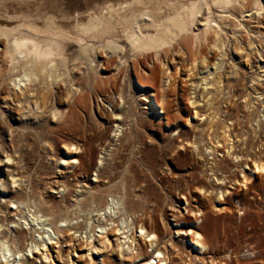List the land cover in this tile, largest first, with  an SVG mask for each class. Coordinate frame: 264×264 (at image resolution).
Here are the masks:
<instances>
[{"label": "rangeland", "instance_id": "374dc122", "mask_svg": "<svg viewBox=\"0 0 264 264\" xmlns=\"http://www.w3.org/2000/svg\"><path fill=\"white\" fill-rule=\"evenodd\" d=\"M133 2L142 3L144 10L160 19L172 12L164 0H0V27L27 24L33 26L24 28L30 34L36 31L34 26L69 34L90 17L107 16L106 8ZM126 12L124 18L120 12L103 18L102 27L109 36L121 35V29L132 21L134 13ZM258 21L246 19L251 28L260 27L264 32V18ZM227 26V65L236 64L249 77L258 72L264 80V46L256 41L252 48L258 53L248 62L242 58L244 54L234 51L235 41ZM241 35L237 34L240 41L247 43L248 35ZM4 43L0 38V238L14 251H22L10 257L9 264H133L125 251L114 247L119 237L113 230L122 228V217L132 221V231L143 228L154 233L161 249L178 264L195 256L196 264H264V173L251 174L248 169L254 167L252 158L264 160V117H254L256 111L264 114L263 104L256 102L250 109L234 98L220 103L223 118H232L228 124L237 119L238 144L245 147L236 150L240 148L247 163L244 168L231 167L236 172H228L231 164L224 159L222 149L214 151V156L196 154L198 149L201 153L204 150L205 135L200 129L204 122L195 116L191 102L197 97L202 110L208 108L198 96L202 85L195 89L194 82H200L212 65L199 63L194 70L193 56H184L173 46L158 55L153 51L132 54L128 45L121 43L128 53L120 58L118 51L97 44L98 81L88 85V61L84 58L90 53H82L71 42L62 54L70 59L73 86L78 92L71 90L66 77H58L40 110L36 96L32 92L22 96L25 92L15 88L7 75L8 66L1 62ZM209 49L203 48L196 56H208L211 63L222 59L214 57V48ZM32 86L36 90L38 84ZM235 101L245 114L240 112V119L239 114H228L237 112ZM73 144L79 149L76 153ZM63 158L79 162L70 164ZM213 161L221 164L225 175L222 188L226 196L220 202L214 192H206L208 196L199 191L210 190ZM232 171L238 180L250 177L246 186L233 180ZM14 179L17 183L11 184ZM112 197L118 200L119 209L114 218L107 206ZM14 199L25 205L10 208ZM33 213L40 224L31 221ZM189 230L201 235L207 251L195 254L191 246L195 236L189 235ZM134 243L141 252L150 253L149 242L136 237Z\"/></svg>", "mask_w": 264, "mask_h": 264}, {"label": "bare ground", "instance_id": "6f19581e", "mask_svg": "<svg viewBox=\"0 0 264 264\" xmlns=\"http://www.w3.org/2000/svg\"><path fill=\"white\" fill-rule=\"evenodd\" d=\"M164 2L171 7L172 12L169 13V15L163 19L157 18L156 17L157 15L154 16L155 14L153 15L152 14L153 12L151 13L148 10H144L142 6H140L142 3L139 4L138 2H133L131 3V5L128 4L124 6L123 4H119V5L116 4L117 6L113 5L114 7H110L109 9L106 8L108 10L107 11L108 14L106 13L107 16L108 15L113 16L118 12L122 13L123 16V14L126 11H131L132 13H134L133 19L130 18L131 15L130 17L126 15L132 21L128 22L126 27L123 25L124 28H122L120 31L121 35L120 34L116 35L115 33H113L114 34L113 36H111V34L110 36L108 35V33L110 32H107L108 30L105 29V27H102V25L104 24L103 18L107 17L105 16L104 13L101 15V17H99L100 15H98V17L97 16L90 17L89 22L86 24H78V28L76 32L69 33L68 31L69 34H65L61 31H55V30L52 31L54 28L52 30H46L45 28L44 30H42L39 27H38L39 29L35 28V26L33 30L36 31L33 34H30L29 33L30 31L28 32L24 28L27 27L32 28L33 26L31 27L28 26L27 24L26 25L18 24L13 28L11 27L8 29H4L0 27V38L5 39V43H4L5 52L3 51V60L1 62L7 64L8 66L7 75L10 76V79L13 82L14 87L20 90L22 93L25 92L24 95L22 96H25L26 93L28 95L30 92H32L33 95H35L37 100L40 102V106L38 107L37 105V107L40 109L41 106H43L47 101L46 98L47 95L49 94L48 89L51 83H53L54 80L61 78L62 76L68 79L67 82H69L71 90L73 92L74 91L78 92V88L76 89L73 86L74 80L73 77L71 76L72 75L71 69L69 68L70 59L67 57H63L62 54L65 52L66 45L71 42L75 43L80 48L82 53L86 55L87 53L88 54L90 53L89 56H86V58H84L86 61H88L87 62L88 69H87V77H86L88 85L93 84L94 81H98L97 79L98 64L95 61V56H96L95 45L97 44L102 45L101 47H105L108 49L111 48L114 51H118L117 54L116 53L115 54L118 55L120 58H123V56H125L126 53H128L126 46H122L121 43H126L129 47V52L132 54H139V53L141 54V53H146L147 51L150 52L153 51L158 55V53L160 51H163L165 47L171 48V46H173L174 48L177 49L178 53L179 52L183 53V55L187 53L193 56L191 65L194 68V70L195 68L197 70V66L199 63H201V66L207 64L206 67L212 65L210 70L209 71L207 70L208 72L206 73V76H204L200 80V82H194V84L195 83L196 84L195 85L193 84L195 89L198 88L199 84L202 85L201 87L202 89L200 90L198 96L202 97V101L205 102V105H203V107L206 106L208 108L207 111L202 110V108L199 106L201 105L202 102L199 103L200 100H198L197 97H194L195 100H192L191 102L192 104L191 106H193L195 110V116L202 117L204 122V127L202 126L203 128H200L201 125L197 127L200 128L202 134L205 135V137L204 135L203 136L200 135L204 137V139L202 140L205 141L204 150L201 153V150L198 149V152L196 154L202 156L203 153H206L209 156L212 155L214 156L215 154L214 151H219V149H222L223 151L220 152H223L222 155L224 159L229 160L231 162V163L229 162V165L231 164L230 168L246 165L247 163L245 162L244 159L245 156L243 158V153L240 150L241 147H245V146H241L240 144H238L240 142V141L238 142V140L241 134L240 133L238 134L235 130V122L237 121V119L235 121L233 119V121L230 122L231 124H228L227 120L229 121L232 118L231 116H226L227 118L226 117L223 118L224 111L222 110L221 108L222 106H220L221 105L220 103L225 104L226 101H231V99L234 98V100L241 99L243 104H241L242 102L239 104H241L242 106L250 105L249 107L250 109L251 107L252 108L254 107V104H256V102L264 105V80L260 79V75L258 74V72L253 73L251 77H249L245 75L244 72L240 71V69H237L238 67L236 68V64L235 65L233 64L231 66L228 64L230 67L227 65L224 58L228 55L226 48H227V41L229 39L227 40L226 37L228 34L227 32L229 31H227L225 27L228 24V26H230L231 28L230 33H232V36L235 41L233 45V48L235 46L234 51L244 54L242 58H247L249 62L251 60L250 58H252V56L255 54L257 55L258 53V52L253 53L254 49L252 48L253 45L256 44V41L257 43L264 46V32L261 31L260 27H258L257 29L251 28L250 27L251 22L246 23V19L255 22V20L260 21L261 18H264L263 17L264 0H164ZM147 5L150 4L147 3ZM157 9L154 10L157 11ZM159 13L158 15H160ZM161 14L163 13L161 12ZM116 15L118 16L119 14ZM51 18L52 17H50V19ZM241 28L242 31L238 30ZM39 32H43L47 34L42 36L41 34H39ZM243 33L248 35L249 41L247 43H242V41H240L239 37L237 36V34L243 36L241 35ZM101 47H99L98 49L100 50ZM210 47L214 48L215 50V52H213L214 57L222 58L220 61H216V63H211L207 58L208 56H203V57L202 55L196 56V54L198 55L203 53V48L209 49ZM58 56H61L62 58L60 59L59 62H55L54 58ZM15 71L18 72V74L14 75ZM91 74L93 75V81L91 80L92 79V77L90 76ZM35 83L38 84L36 90H34L33 89L34 87L32 86V84ZM247 83L251 85L249 86V84L247 85ZM17 93H19V91ZM26 97L28 98V96ZM240 108L243 109L239 105L238 107H236L237 112H235V114H233L234 110L230 111L228 114L233 115L232 117H239L240 112H242ZM243 112L242 115L244 114ZM53 115L56 116L57 112L55 111ZM242 115H240L239 119L242 117ZM246 117H250V114H248ZM254 117L262 118L264 117V114L259 115L256 111ZM243 119H245V117ZM255 121L259 123L258 120ZM245 145H247V143ZM238 146L239 147L241 146L239 150L242 155L239 154L240 152L238 149L236 150ZM72 147H74V151L76 153L78 147L75 146L74 144L72 145ZM67 148L70 149L71 147H67ZM243 149L242 151L245 150ZM62 161L69 162L68 160H66V158H63ZM251 161L254 163V167L252 168L251 166L249 167L248 165L246 167V168L249 167L248 169L251 170V174L252 173L263 174L264 160L262 161L259 157H256L254 159L252 158ZM78 162L79 161L76 158H71V162L69 163L74 164ZM207 163L209 164V161ZM220 165L215 161L211 162L209 170L212 171L213 173V178H212L213 180L209 181L210 183L209 185L211 186L210 190L208 189L199 190L201 194L206 192H210V193L214 192V198L219 202L220 200L224 201V195L226 194L224 193L222 188V185H226L225 175L223 174L224 176H222V173L220 171ZM230 168L229 170L227 169L228 172L233 170V168L231 169ZM233 171L231 172V177L234 178L233 180L236 183L238 182L246 186V183L249 182L248 178L250 177L247 178L244 175L243 180H238V177L236 179V175L234 174V172L236 171L234 172ZM218 173L221 174L218 175ZM16 181L17 180L14 179L11 184L17 183ZM246 188L247 187H245V189ZM14 200L15 201L10 202L11 203L10 208L12 207L17 208L18 204L22 205L24 203L22 200L21 201H17V199ZM107 206H108V210L110 211L111 217L114 218V215H116L117 212L119 211L118 200L112 197V199L107 202ZM30 215L29 216L31 218V221H33V223H35L36 225L40 224L39 218L36 216V213ZM128 219L129 218H125V217L120 218L119 221H121L122 223V228L114 229L113 233H115V235L119 237L114 247L117 250L119 249L120 252L125 251L126 252L125 254H127V256L130 259V262H132L133 264H178L176 262H173L171 260L172 258L169 259V257L165 253V249L163 248L161 249L158 242L159 239L154 233H148L143 228L135 229L134 231H132L133 229L131 224L132 221ZM104 228L105 227L103 226H99L100 230H104ZM179 233L182 235L187 234L185 232H179ZM190 234L195 236V238L191 241L192 243L191 246L194 249V252H196L195 254H202L205 252V250L207 251L206 249L207 247L202 242L203 240L201 235L192 230H189V235ZM136 237L145 240L146 242H149V248H151L150 253L148 250L147 252H141L138 248L135 247L136 244L134 243V241ZM21 253L22 251L19 250V248L17 251H14L13 247L9 244V242L6 239L0 238V261L2 263L9 264L10 257H12L13 255H19ZM195 259H197L196 256L194 260L188 259L189 261L188 260L184 261V264H196ZM209 264H215V263L211 261Z\"/></svg>", "mask_w": 264, "mask_h": 264}]
</instances>
